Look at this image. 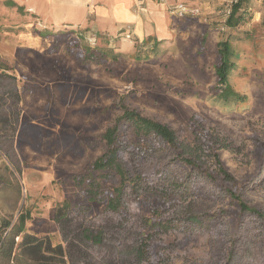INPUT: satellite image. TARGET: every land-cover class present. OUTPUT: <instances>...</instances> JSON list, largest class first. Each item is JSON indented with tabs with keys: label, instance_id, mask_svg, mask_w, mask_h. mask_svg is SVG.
I'll list each match as a JSON object with an SVG mask.
<instances>
[{
	"label": "rangeland",
	"instance_id": "374dc122",
	"mask_svg": "<svg viewBox=\"0 0 264 264\" xmlns=\"http://www.w3.org/2000/svg\"><path fill=\"white\" fill-rule=\"evenodd\" d=\"M32 1L0 0V66L16 78L0 92V218L14 220L23 211L28 232L57 243L58 202L100 213L120 176L112 165H91L107 151L103 135L125 107L169 125L179 146L210 169L214 148L241 199L264 212V0H241L243 20L232 27L225 18L236 0H183L198 13L177 17L168 6L170 33L159 40L133 35L130 24L98 31L90 17L84 25L56 22ZM227 39L234 64L228 81L244 96L228 105L215 73L218 42ZM116 136L121 148L141 152L130 166L153 176L160 190L177 176L180 186L190 181L189 195L178 189L171 199H157L150 188L141 199L144 214L156 208L162 219L202 220L194 228L152 229L149 264H222L230 252L227 264H264L262 219L242 212L171 149L143 158L132 126L119 124Z\"/></svg>",
	"mask_w": 264,
	"mask_h": 264
},
{
	"label": "trees",
	"instance_id": "16d2710c",
	"mask_svg": "<svg viewBox=\"0 0 264 264\" xmlns=\"http://www.w3.org/2000/svg\"><path fill=\"white\" fill-rule=\"evenodd\" d=\"M5 4L14 6L15 2L5 0ZM17 8L21 11L22 6L17 5ZM240 8L241 0H236L231 5L225 18L227 26H236L243 20L242 13L238 12ZM261 22L264 27V14ZM218 44L220 59L215 65V73L222 86V93L219 95L224 101L223 104L228 105L229 99H242L244 96L233 90L228 81V73L234 66L230 59L233 56L230 42L227 39ZM4 69L0 66L1 93L13 88L16 80L15 76L7 74ZM119 124L132 126L135 135L138 136V142L141 143L139 149H142L143 158L151 159L156 149L161 150L159 147L171 149L175 160L188 166L189 171L199 172L194 175H203L213 183H218L226 191L224 195H228L242 212H248L264 222V212L241 199L236 191L234 176L227 170L214 148H211L210 155L213 156L215 167L210 169L188 154V150L179 146L177 135L169 125L144 116L136 109L125 107L117 123L103 135L109 146L107 151L99 155L91 165L93 170L112 165L120 176L115 193L107 199L103 210L90 216L87 208L85 210L82 206L67 200L58 202L54 211V221L61 241L57 243H53L47 234L28 232L25 229V220L29 215L23 211H20L14 220L0 218V264H99L103 260L105 264H149L148 259L153 250L150 244L152 229L160 231L176 226L194 228L202 221L192 214L180 216L189 223L182 222L180 217H169L164 220L159 211L156 212V208L148 215L142 212L140 205L143 202L142 196L148 195L151 189H154L152 192L158 196L157 199L161 200L171 199L178 189H183L181 193L187 196L190 181L188 186L186 183L180 186L184 181L179 176L175 180L166 179L168 181L166 188L170 189L168 192L166 188L160 190V187L155 185L153 176L142 172L136 166L131 168L130 161L137 158L141 152L134 148L130 150L125 145L121 148L122 144H116ZM124 152L127 155L126 160ZM259 160L261 161L262 157ZM158 175H161V172H158ZM232 257L233 254L230 252L222 264L230 262ZM162 264L171 263L164 261Z\"/></svg>",
	"mask_w": 264,
	"mask_h": 264
},
{
	"label": "crops",
	"instance_id": "0c3cea01",
	"mask_svg": "<svg viewBox=\"0 0 264 264\" xmlns=\"http://www.w3.org/2000/svg\"><path fill=\"white\" fill-rule=\"evenodd\" d=\"M36 2L37 4L33 2L32 6L46 13L50 19H56V22L63 20L73 25H84L88 23V17H90L91 25L98 31L112 33L130 24L133 35L159 40L170 33L166 9L174 1L36 0ZM33 7L30 8L31 11Z\"/></svg>",
	"mask_w": 264,
	"mask_h": 264
},
{
	"label": "built area",
	"instance_id": "2783aa9c",
	"mask_svg": "<svg viewBox=\"0 0 264 264\" xmlns=\"http://www.w3.org/2000/svg\"><path fill=\"white\" fill-rule=\"evenodd\" d=\"M159 2H165L167 0H158ZM174 2L169 5V11L171 14L177 17H183L187 15H195L198 13L197 8H190L184 3L183 0H173Z\"/></svg>",
	"mask_w": 264,
	"mask_h": 264
}]
</instances>
